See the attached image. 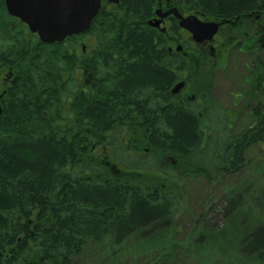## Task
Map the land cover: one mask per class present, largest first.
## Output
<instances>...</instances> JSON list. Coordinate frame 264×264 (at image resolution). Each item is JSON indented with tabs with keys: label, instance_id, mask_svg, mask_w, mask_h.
<instances>
[{
	"label": "trees",
	"instance_id": "obj_1",
	"mask_svg": "<svg viewBox=\"0 0 264 264\" xmlns=\"http://www.w3.org/2000/svg\"><path fill=\"white\" fill-rule=\"evenodd\" d=\"M174 5L216 22L264 15V0ZM152 6L122 0L109 10L102 2L86 35L43 44L0 0V70L8 84L0 104V264H103V239L122 245L142 228L168 225L169 191H180L179 178L182 185L202 179L210 189L219 177H235L261 158L263 103L243 109L235 129L220 109H185L173 102L170 89L180 61L147 25ZM84 38L94 47L81 53ZM126 122L132 135L123 140ZM108 150L109 159L98 158ZM163 155L173 160L166 163ZM117 159H124L123 166L116 167ZM160 179L164 187L154 183ZM248 186L234 184L217 211L232 227L235 236L226 242L233 249L191 264H264V223L244 232L237 220L245 213ZM208 219L205 210L198 221L213 229ZM203 244L207 239L197 237L190 245ZM187 258L177 262L186 264Z\"/></svg>",
	"mask_w": 264,
	"mask_h": 264
},
{
	"label": "rangeland",
	"instance_id": "obj_2",
	"mask_svg": "<svg viewBox=\"0 0 264 264\" xmlns=\"http://www.w3.org/2000/svg\"><path fill=\"white\" fill-rule=\"evenodd\" d=\"M261 19L260 22H257L254 31H264V15ZM225 30H230V33L232 34L235 32L232 24L224 26L220 30L222 32L221 35ZM178 32L184 40H186V43L196 46L191 39L187 37L186 33L182 31ZM172 33L174 32L170 31L168 34L161 36L160 42L166 46L167 44L172 43L171 40H173V38H170L172 37ZM257 40L258 42L253 41V53L250 51L248 56H242L241 54H238L237 51H234L230 57L231 61L229 67L225 69L224 72L214 71L211 74L213 76L211 80L213 88H210L211 96L207 93L209 96V106L213 104H223L224 107L230 108L232 98L241 94L242 97L244 95L242 102L245 103V105L247 104L250 108L253 107V97L256 95L260 96V94L255 91V87L248 86L244 83V75H251L249 70L252 69L253 64L256 65L255 73L257 75L262 69V63H264V39L260 36ZM87 44H90V46ZM82 47L84 48V51L85 49L87 50L88 47H94V45L91 44V38H84L83 41H81L80 51L81 53H85L83 52ZM190 58L194 64H199L203 62L202 60L205 58V55L201 56L195 54ZM242 64H246L248 69L242 67ZM203 66L204 65L196 64L194 70L195 72L198 70L207 78V74L202 73L204 72L202 69ZM4 80V71L0 70V94L4 93V90L8 87V84L5 83ZM181 81H184V78L178 73V79L173 85L178 82L180 83ZM193 90H195V88ZM179 91H182V89ZM184 93H187V91ZM194 93L192 92L193 95ZM192 97L194 98L195 96ZM260 97L263 99L264 106V96L262 95ZM197 99L198 98H194V101H198L197 109H204L206 104ZM220 110L224 117H229L233 119L232 121H235V129L241 125L244 116L239 113L243 109ZM131 127V123L129 122H126L125 125H123V140L132 135V131L128 130L131 129ZM251 150L255 153L259 152L256 148H252ZM99 153V159H109L111 157L109 150L108 152L99 151ZM259 156L261 158L253 160L250 164H245L243 171L237 173L235 177H219V181L214 183L210 189L207 188V185L202 179L197 182L188 181L182 185L184 180L179 178L180 180H178V182H181L182 187L180 191L175 187H172V190L169 191V194L173 198V208L167 223L168 225L163 226L164 224L162 223L164 222H160L154 224L152 227L142 228L131 241L128 239L122 245L117 244L113 237L103 239L102 242L98 244L101 248V250L98 251L100 255H102L103 264H114L117 259L120 260L121 264H130L128 259L132 256H139L134 259V264H179L177 261L182 260V257L186 256L188 258L183 261L186 264L201 263L202 259L205 257H211L213 254L219 255L222 252V248L230 249L231 245L226 242V239L232 241V237L235 235H232L230 232L232 227L229 226L230 224H228V220L222 219L217 211L219 210V205H221V203L224 205V198L226 197L225 192L228 189L230 190L234 184L237 185L238 182H242L245 187L252 184V187L248 186L247 188L249 193L247 192V195L243 196L245 200L243 211L245 213L237 218V220L244 224L242 230L246 232L248 228H252L259 223H264V151H261ZM163 160L168 163L173 159L168 155H163ZM122 161H124V159L117 161L120 163H117L118 165H116V167L123 166L121 164ZM147 174L157 178H163L162 174ZM172 176H176V174L173 172L166 173V177L169 178ZM150 181L153 183V180ZM154 183L161 184L163 187L166 184L165 181L161 179L154 181ZM173 183L174 182L172 181V184ZM255 189H257V191H255ZM166 193H168V191H166ZM205 210H208L209 217L214 225L213 229L204 227V225L198 221V218ZM197 237H199V239H207L208 241V244L195 246L200 252L190 245ZM221 237L224 239H221ZM229 237H231V240L228 239ZM210 239L213 241L210 242ZM176 246L178 249H176ZM233 246H231V250L233 249ZM172 251L174 253L168 254ZM166 254H168V256H165Z\"/></svg>",
	"mask_w": 264,
	"mask_h": 264
},
{
	"label": "flooded vegetation",
	"instance_id": "obj_3",
	"mask_svg": "<svg viewBox=\"0 0 264 264\" xmlns=\"http://www.w3.org/2000/svg\"><path fill=\"white\" fill-rule=\"evenodd\" d=\"M149 3L153 5L151 8H156L154 9V11L158 10L157 12L160 14H163L173 7H176L173 4V0L169 2L160 1ZM178 11L182 14L180 10ZM260 14L261 13L247 14L244 17L243 21L238 22L219 21L220 27L217 34L214 35L213 39L210 41H204L199 44L194 43L196 46L186 43V40H184V38L178 31L186 33L187 37L189 39L191 38L186 31L179 29L178 21L174 17L167 16L162 19L160 26L165 28V33L168 34L171 30L174 33H172V37H170L173 38V40H171L172 43L167 44L166 46L160 42V46L162 48H165V50H167L170 55H176L179 57L180 62L177 63L176 73H181L182 77L184 78V81H181L183 82V87L181 88L182 91L172 94L176 96V99H178H173V102L176 105L181 104L185 109H197L198 101L195 100V102L194 98H198L197 100H201L202 103L206 104L204 109H255L257 106H260L263 103V99H261L260 96H264V63H262V69L258 75L255 73V64H253L252 69L249 70L251 72V75H244V83H246L248 86L255 87V91L260 94V96L256 95L255 97H253L254 102L252 108L242 102V100L244 99V95L242 97L241 94L232 98L230 108L224 107L223 104H213L209 106L210 104L208 96V94H210L211 96L210 88H213V83L211 82L213 76L211 74L214 71L224 72L225 69L229 67L231 61L230 57L234 51H237L238 54H241L242 56H248L250 54V51L252 53L254 52V42H258L257 39L260 36L264 39V31H254L256 29L257 22H260V19L262 17V15ZM150 18H154V15L150 16ZM229 24L233 25L235 32L232 34L230 33V30H225V32H223V34L221 35L222 32L220 30L224 26H228ZM195 54L201 56L205 55V58L202 60L203 62L201 61L202 63L196 64L204 65L202 68L204 72L202 73L207 74V78L198 70L195 72L194 69L196 68V64H194L192 62V59L190 58ZM242 67L247 68L246 64H242ZM185 68L193 70L192 73L194 76L188 75L190 72L187 74L184 71ZM194 88L195 90H193ZM183 91H187V93H184ZM192 92H195L194 95L192 94ZM192 96L195 97L193 98Z\"/></svg>",
	"mask_w": 264,
	"mask_h": 264
},
{
	"label": "water",
	"instance_id": "obj_4",
	"mask_svg": "<svg viewBox=\"0 0 264 264\" xmlns=\"http://www.w3.org/2000/svg\"><path fill=\"white\" fill-rule=\"evenodd\" d=\"M101 1L4 0V5L7 13L25 24L30 33L37 35L41 43L53 44L61 43L68 37L85 33L97 15ZM105 1L109 4H118L119 2V0ZM168 15H173L179 21V27L189 32L192 40L196 43L211 40L219 27L213 22H201L193 15L182 17L175 9L164 14H157L159 20H150L147 25L159 28L161 19ZM160 30L165 31L164 29ZM182 85V83L177 84L172 93H175Z\"/></svg>",
	"mask_w": 264,
	"mask_h": 264
},
{
	"label": "bare ground",
	"instance_id": "obj_5",
	"mask_svg": "<svg viewBox=\"0 0 264 264\" xmlns=\"http://www.w3.org/2000/svg\"><path fill=\"white\" fill-rule=\"evenodd\" d=\"M55 70H57V69H55Z\"/></svg>",
	"mask_w": 264,
	"mask_h": 264
}]
</instances>
